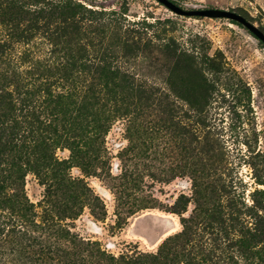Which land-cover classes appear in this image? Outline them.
I'll return each mask as SVG.
<instances>
[{"label": "trees", "instance_id": "obj_1", "mask_svg": "<svg viewBox=\"0 0 264 264\" xmlns=\"http://www.w3.org/2000/svg\"><path fill=\"white\" fill-rule=\"evenodd\" d=\"M102 15L72 0H0V264H235L227 249L220 248L218 237L212 241L216 250L201 237L196 257L188 248L199 236L195 226L214 230L223 222L220 199L225 184L219 176L214 178L213 153L208 166L193 159L188 171L191 194L179 195L168 210L179 216L182 229L166 237L155 253L115 257L99 242L80 238L61 223L77 218L84 207L97 220L106 216L100 197L84 179L71 176L72 168L84 177H110L117 225L156 208L143 194V178L126 163L152 148L159 134L173 138L168 104L156 99L153 86L137 82L117 64L135 55L144 29L152 25L143 20L142 31L133 30L118 18L97 21ZM36 40L46 47L39 54L33 48ZM148 43L146 38L142 45ZM208 61L209 69L218 72L217 64ZM117 121L126 123L130 144L117 154L124 165L112 177L104 142ZM57 151H67L68 157L59 158ZM177 169L163 170L156 181H171ZM29 174L45 187L46 206L40 215L25 192ZM57 196L63 200L49 202ZM189 202L194 208L184 217ZM227 217L231 223L235 220L233 214ZM240 243L250 245L249 240Z\"/></svg>", "mask_w": 264, "mask_h": 264}, {"label": "rangeland", "instance_id": "obj_2", "mask_svg": "<svg viewBox=\"0 0 264 264\" xmlns=\"http://www.w3.org/2000/svg\"><path fill=\"white\" fill-rule=\"evenodd\" d=\"M72 1L101 12L103 15L97 21L118 18L124 28L140 31L143 20L152 25L144 29L145 36L134 50L135 55L119 59L117 64L133 74L137 82L155 88L156 99L168 104L167 118L174 126L173 138L159 134L152 148L143 150L136 158H128L126 163L130 164L128 170L143 178V194L156 208L128 216L117 225L119 217L110 177H84L77 168H72L71 176L84 179L100 197L106 216L97 220L84 207L77 218L61 223L72 234L99 242L115 257L155 253L166 237L182 229L179 216L168 210L179 195L191 194L188 171L193 159L198 158L208 166V156L213 153L217 164L214 178L219 176L225 184L226 192L221 193L220 199L223 222L216 230L194 227L199 236L195 235L188 244L191 257L201 252H197L200 237L215 250L212 241L218 237L220 248L227 249L235 264H264V45L246 29L226 19L178 16L155 0ZM169 1L183 10L233 11L264 34V0ZM94 36L99 41L98 31ZM129 36L134 38L137 34ZM146 38L150 43L143 46ZM33 48L39 54L46 47L36 40ZM208 60L217 64L218 72L209 69ZM125 127L124 121H117L105 137L104 145L110 157L108 171L112 177L124 165L117 154L130 144ZM56 155L67 158L68 152L57 151ZM176 167H179L177 177L166 183L156 181L157 176L163 177V170ZM24 188L40 215L46 206L45 187L29 174ZM62 200L57 196L49 202ZM193 208L189 202L183 216L191 215ZM228 214L234 215L233 223L228 220ZM244 240L250 241L247 248L240 243ZM260 252L262 257L257 255Z\"/></svg>", "mask_w": 264, "mask_h": 264}, {"label": "water", "instance_id": "obj_3", "mask_svg": "<svg viewBox=\"0 0 264 264\" xmlns=\"http://www.w3.org/2000/svg\"><path fill=\"white\" fill-rule=\"evenodd\" d=\"M170 12L183 17H199L207 19H226L240 24L250 34H252L256 40L260 41L264 45V34L255 25L248 22L244 17L236 14L233 11L219 10V9H201V10H183L170 2L169 0H155Z\"/></svg>", "mask_w": 264, "mask_h": 264}]
</instances>
